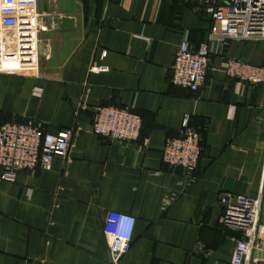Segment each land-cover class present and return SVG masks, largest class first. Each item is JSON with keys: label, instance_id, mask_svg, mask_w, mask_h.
<instances>
[{"label": "crops", "instance_id": "crops-1", "mask_svg": "<svg viewBox=\"0 0 264 264\" xmlns=\"http://www.w3.org/2000/svg\"><path fill=\"white\" fill-rule=\"evenodd\" d=\"M38 13V68L0 73V125L30 120L51 134L70 129L73 137L49 169L0 180V264H111L103 235L108 211L136 219L120 264H231L239 235L220 224L219 195L254 198L260 191L261 249L251 259L264 263V85L224 73L230 57L264 67V44L214 47L204 85L191 93L169 77L180 43L196 49L207 39L213 21L200 7L38 0ZM35 87L41 97L32 95ZM100 106L132 107L140 139L95 136ZM185 115L202 149L191 180L162 161Z\"/></svg>", "mask_w": 264, "mask_h": 264}, {"label": "built area", "instance_id": "built-area-1", "mask_svg": "<svg viewBox=\"0 0 264 264\" xmlns=\"http://www.w3.org/2000/svg\"><path fill=\"white\" fill-rule=\"evenodd\" d=\"M200 7L213 24L205 42L191 49L184 39L175 53L169 81L172 85L197 93L204 85L209 56L214 47L227 41L264 43V0H176ZM38 0H0V73L16 75L36 70L39 62ZM106 52L101 56L105 57ZM97 73L98 67H91ZM224 73L243 83L264 85V67L236 57L226 62ZM42 89H32L41 97ZM233 107L229 108L232 118ZM92 132L105 141L133 143L140 139L141 118L132 107L100 106L95 110ZM73 137L70 129L55 134L45 132L27 120L0 125V180L14 182L19 172H33L37 166L49 169L55 157L65 158ZM147 144L148 139H145ZM202 149L199 133L191 116L181 121L179 135L168 138L162 150V161L169 168H181L187 180L194 177ZM220 224L238 233L232 237L234 250L231 264H264L251 259L254 249H261L260 214L262 192L252 198L221 194ZM136 219L126 213L108 211L103 223L109 261L120 264L131 247Z\"/></svg>", "mask_w": 264, "mask_h": 264}, {"label": "rangeland", "instance_id": "rangeland-1", "mask_svg": "<svg viewBox=\"0 0 264 264\" xmlns=\"http://www.w3.org/2000/svg\"><path fill=\"white\" fill-rule=\"evenodd\" d=\"M254 44H258V43H254ZM264 44V43H263Z\"/></svg>", "mask_w": 264, "mask_h": 264}]
</instances>
